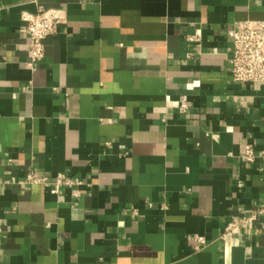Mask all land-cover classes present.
<instances>
[{
  "label": "crops",
  "instance_id": "1",
  "mask_svg": "<svg viewBox=\"0 0 264 264\" xmlns=\"http://www.w3.org/2000/svg\"><path fill=\"white\" fill-rule=\"evenodd\" d=\"M39 6L66 21L32 65ZM259 20L264 0H0V264H264V214L225 235L264 205V84L233 80L228 36ZM59 173L78 183L54 194Z\"/></svg>",
  "mask_w": 264,
  "mask_h": 264
},
{
  "label": "built area",
  "instance_id": "2",
  "mask_svg": "<svg viewBox=\"0 0 264 264\" xmlns=\"http://www.w3.org/2000/svg\"><path fill=\"white\" fill-rule=\"evenodd\" d=\"M22 20L26 24L27 33L30 39L31 61L33 65L45 57V39L56 32L58 26L66 21L65 11L57 8H45L39 6L37 13L25 12ZM202 29L196 28L190 41L200 43L202 40ZM228 36L232 42L230 65L232 77L235 82H245L253 84H264V21H246L238 24L228 31ZM182 109L187 110L186 102H182ZM254 146L248 144L242 156L245 161L252 162L256 159ZM29 183H47V176H40L33 171L27 174ZM78 181L59 173L53 183L52 193L59 194L65 186H72ZM166 208V205H162ZM264 214V205L256 212L231 222L225 235L234 234L242 227H249L254 224L259 215ZM200 242H204L202 237H198ZM199 248V247H198Z\"/></svg>",
  "mask_w": 264,
  "mask_h": 264
}]
</instances>
